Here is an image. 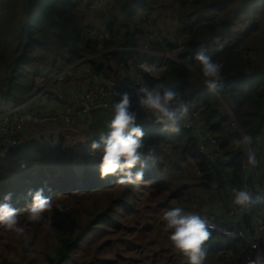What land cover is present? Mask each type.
<instances>
[{"label":"rangeland","instance_id":"1","mask_svg":"<svg viewBox=\"0 0 264 264\" xmlns=\"http://www.w3.org/2000/svg\"><path fill=\"white\" fill-rule=\"evenodd\" d=\"M41 1L3 0L4 13L2 17L0 16V37H3L2 41L5 42L4 46L6 45L7 50L4 54L0 53V115L11 109V106L4 100L2 93L6 79L4 61H8V64L11 63L12 59L20 56L23 50L13 35H2L4 34L2 31L7 28L12 17H16L15 21L20 23L31 17L34 14L36 5ZM117 1L98 0L90 5L87 0L80 4L77 10H72L66 0H51L46 3L47 8L51 5L54 7L52 20H49L47 24L50 27L60 25V32L58 34L48 32L46 35L49 43V53H45L42 48H35L33 57L36 58L37 63L24 66L26 74L32 73V68L37 65L42 71L43 76L38 77L35 82L39 87L35 94L42 93L43 95L52 96L51 91L53 92V89L57 90L62 85H69L73 78L78 75L82 77L81 71L80 74L79 72L76 73L82 66L90 69L89 74L91 76L97 74L98 72L92 69L91 62L97 65H105L117 72L118 76L107 74L109 78L104 75V78L100 75L96 76L97 79L109 86H121V84L139 74V68L131 65L129 70H123L116 63H110L105 59V56L119 51L117 48H107L106 50L103 46L105 41H112L111 34L106 35L104 33L105 26L110 21L109 13L114 12L120 18L116 24L120 22L127 23L117 5ZM148 1L151 5L159 8L156 12L148 11L147 14L140 16L148 15L152 21H156V26L152 29L147 25L148 30L153 33L149 39L152 40L155 37L159 40L167 39L178 45V49L162 54L154 50L148 41H141L138 51L146 58L144 61L157 66L163 64L166 66L168 60L175 61L190 70V83L197 88L201 87L202 84L199 79L200 81L202 79L199 73L189 66L186 61L179 59L184 45V40L178 37L181 27L179 19L184 0ZM215 2L223 3L222 1ZM225 5L227 9H230L231 4ZM258 6L259 4L248 13L242 14L230 30L224 31L221 38L217 37L215 39V43L219 48L237 45L238 53L245 61L250 63L251 68L258 66L260 70H263L264 6L261 3L260 6L262 7L257 10L259 9ZM232 9L229 11L230 17H234ZM252 25L256 26V30L251 33L246 32ZM74 36H79L77 42L68 40V38ZM61 39L68 42V48L61 46V43H63ZM89 39L100 41L99 53L91 54L85 50L84 44ZM73 43L77 44L75 46L77 52L74 60L68 62L71 59V48L74 50ZM55 62L57 64L56 68L52 65ZM163 75L164 73L161 78ZM219 100V108L224 113H228L230 117V121L224 129H226L227 134H235L238 129L236 119L228 105L221 99ZM187 105L189 107L188 121L190 119L194 121V127L189 130L198 139L200 149L204 144L209 150H212L213 148L208 144L212 139L217 141L215 148L219 150L224 139L218 138L216 134L209 130V122L202 114V107L195 103ZM37 113L41 117L47 114L44 109ZM140 113L145 115L143 112ZM108 116L111 118L110 112L100 111L94 114L92 118L81 121L76 125L59 124L55 132L51 131V127H48V125L38 126L46 129L44 138L48 143L50 140L53 145L57 140L56 135L61 136L64 128L71 131L68 139H65V143H62L64 148L67 146L66 144H70L68 146L70 148H66L67 157L63 159L56 158L53 161L55 164L49 163L51 168L55 169L54 173L49 172L50 182L52 185L54 183L56 186L65 187L67 190L57 191L56 197L52 198V210L45 212L43 214L44 218L39 222L27 220L28 206L25 210L18 211L20 224L26 230V237H18L15 233L0 228V264H48L47 255L55 256L61 238H77L81 241L73 253L76 264L83 262H91L92 264H186V257L173 248L169 240L170 231L163 226L164 222L161 217L165 210L181 207L185 212L198 213L203 217L218 221L219 224L227 225V223L222 222L230 219L228 210L230 199L227 197L226 192H214V187L212 191L206 190L202 181L204 175L199 170L196 162L190 158H183L181 153L175 151L171 146H162L155 150L144 145L142 151L146 168L144 180L141 181L139 187L123 188L114 185V187L107 190L95 188L91 194L85 191L88 185L84 189L77 190V187L82 185L75 186V183L82 181L83 174L85 178L86 161L88 160L96 168L99 166L100 156L99 154L90 155L89 146L92 136L96 137L105 132L103 128L106 124H100L99 122L100 119L108 120ZM138 116L140 117L138 120L144 121L140 114ZM83 127L89 129L88 134H86L87 132L84 133ZM195 129L207 138L205 143L200 142L201 138ZM44 147L49 151L51 150L46 145ZM250 147L257 159L255 147ZM238 151L247 161L245 148L238 139L229 143L222 155L227 158L231 152ZM23 158L20 160L21 155L12 156L0 153V178L10 181L18 173L17 169L18 171L24 170L25 167L22 168V165L31 164L34 161L33 158L27 160ZM210 165L213 166L212 163ZM60 166L63 167L66 177H61L60 171L62 168ZM77 167H81L80 172H78ZM252 168L253 176L248 180L251 184H259L264 192V186L261 184L264 171L259 167L258 160L257 165ZM59 192L62 193L59 194ZM165 206H168V208ZM243 211H241L242 215ZM261 213L264 217V210ZM96 217L100 218L97 219ZM91 223L93 226L89 228L92 230L84 233V229ZM262 223L264 225V219ZM262 247H264V242ZM237 248L242 253L246 250V243L245 245L238 244ZM238 257L233 255L232 250H225L215 258H206L204 264H234Z\"/></svg>","mask_w":264,"mask_h":264},{"label":"trees","instance_id":"2","mask_svg":"<svg viewBox=\"0 0 264 264\" xmlns=\"http://www.w3.org/2000/svg\"><path fill=\"white\" fill-rule=\"evenodd\" d=\"M48 1L51 0H42L37 4L34 9V14L23 23L15 21L16 17H12L7 28L2 31L4 33L2 35H13L23 49L22 54L13 58L11 63L8 64V61H4L6 66L4 70L6 79L5 88L2 93L6 103L11 106L10 110L20 106L24 103L26 98L39 89L35 82L38 77L43 76L42 71H40L37 65L32 68V73L26 74L27 72L24 71V66L29 64L35 65L37 63L36 58L33 57L35 48H42L45 53H49V43L47 42L46 35L48 32L54 34L60 32V25L50 27L47 24L49 20H52V10L54 8L52 5L48 8L46 7ZM66 1L72 10H77L79 5L87 0ZM88 1L87 3L91 5V3L98 0ZM215 1H222L223 3L219 4V2ZM261 3H263L264 6V0H184L182 3V13L179 19L181 27L178 32V37L184 40V45L179 59L186 61L189 66L193 67L196 72L199 73L200 66L193 57L196 50L201 45L205 46L208 55L223 66V81L218 94L213 95L209 93L203 81H200V79L199 82L202 86L199 88L193 86L189 81L191 76L190 70L172 60L167 61V70L161 79L153 80L149 76L144 77L147 85L161 87V90L162 87L177 89L180 91L181 98L185 103H195L203 108L201 111L209 122V130L213 134H216L218 138L224 139L219 148L221 162L226 165L231 177V182L235 187L241 186L244 181L243 169L245 167L246 158L239 151L231 152L227 157L230 158L228 161L226 157H223L222 152L227 148L229 143L235 139L240 140L242 133L252 137L253 142L251 146L253 147L257 145L260 138L264 139V67L263 70H260L258 66L251 68L250 63L245 61L241 54L238 53L237 45L219 48L215 43V39L217 37L221 38L224 31L230 30L242 14L248 13L257 4H259L257 7L259 9L257 10H260L262 7L260 6ZM3 4V0H0L1 17L4 13ZM225 4H231L230 9H227ZM117 5L123 13L127 23L120 22L116 24L120 18L114 14V12L109 13L110 21L107 22L104 33L106 35L110 33L112 41H105L103 46L106 50L107 48H117L119 51L105 56L107 61L116 63L118 66L122 67L123 70H129L131 65L138 68L140 62L146 59L138 51L141 41H148L154 50L162 54L173 52L178 49V45L167 39L159 40L156 37L152 40L149 39L153 33L148 30L147 25L152 29L156 26V21H152L148 15L143 17L140 16L147 14L148 11L156 12L159 10L158 7L151 5L148 0H118ZM231 8H233L234 17H230L229 11ZM255 30L256 26L252 25L246 32L251 33ZM2 39L3 37H0V53L4 54L7 48L6 45L4 46L5 42L2 41ZM61 40H63L61 46L63 48H68V42L64 41V39ZM68 40L77 42L79 36L68 38ZM99 42L98 39H89L84 44V48L91 54H97L99 53V46L101 45ZM75 46H77V44L73 43L74 50L71 48V59H69L68 62H71L75 58L77 52ZM52 65L55 68L57 67L56 62ZM90 65L98 74L104 75L107 78H109L107 74L118 76L116 71L105 65H97L94 62H91ZM31 77L32 79H30ZM219 99L228 105L236 119L238 129L235 134H227L226 129H224L226 124L230 121V117L228 113H224L221 108H219ZM139 124L144 129V145L154 148L155 150L162 146H171L175 151L180 152L183 158L186 157L195 161L199 170L204 175L202 180L203 185L206 190L212 191V186L216 183L214 168L210 165L209 159L200 152L198 139L193 136L189 129H181L180 133L173 134L161 131V127L155 124V122L145 124L144 121H141ZM98 137L99 135L91 139H98ZM23 147L24 145H22L19 150L10 152L9 155L26 156L27 152ZM259 160V167L264 171V158L259 157ZM60 167L62 168L60 171L61 177H66L63 167ZM77 170L80 172L81 167H77ZM135 170L136 169H133V171ZM17 172L18 173L15 174L16 176L10 181L0 178V202H3L4 197L11 193V204L19 211L25 210L31 203V198L28 196L29 191L34 192L43 188L44 195L51 199L58 194L50 182L48 175L43 172L39 171L37 174H34L27 169L19 171L17 169ZM85 182L88 185L87 189H85L88 194L94 192L93 190L95 188L107 190L114 187V185L119 186L115 178L109 177L101 179L98 168L89 163L88 160L86 161ZM77 183L78 185H82V181H77ZM261 184L264 186V173ZM165 207L168 208V206ZM262 210H264V192L260 196L256 195L254 197V203L247 209H244L240 220V226L250 227L253 216L261 213ZM130 212H132V210H130ZM96 218L98 219L100 217ZM215 222L219 223L218 221ZM222 222L227 223L226 220ZM92 226V223L88 225L84 229V233L90 232ZM80 242L81 241L77 238H61L55 256L52 257L47 255V263L76 264V258L73 256V253ZM238 244L245 245V241L230 240L213 232L211 238L207 242L208 255L206 258H215L222 252L223 247H226L228 250H232L234 256H239L234 264H245L243 257H240L241 251L237 248ZM81 264L92 263L83 262Z\"/></svg>","mask_w":264,"mask_h":264},{"label":"clouds","instance_id":"3","mask_svg":"<svg viewBox=\"0 0 264 264\" xmlns=\"http://www.w3.org/2000/svg\"><path fill=\"white\" fill-rule=\"evenodd\" d=\"M193 59L200 66L199 76L208 92L218 94L223 81V66L208 55L207 48L203 45L196 50ZM141 67L150 74L158 71L155 65ZM117 95L119 98L111 104V119L106 122L107 131L102 132L98 139L92 140L89 151L90 155L100 156L98 171L101 179L115 178L116 183L123 188L139 187L146 168L142 151L144 129L137 123L138 114L132 109L130 94L125 91ZM136 104L164 132L180 133L189 119L187 103L182 100L180 91L171 87H162L161 90V87H152L147 83L138 86ZM252 142L251 136L241 134L240 143L247 153V162L255 167L257 159L250 147ZM28 196L31 203L27 207V220L39 222L44 218L45 212L52 210L53 200L44 195L43 188L29 191ZM231 199L233 206L244 210L254 203V194L248 189L233 187ZM11 200L12 194L9 193L0 202V228L24 238L25 227L21 226L18 210L12 206ZM161 219L164 228L170 231L169 240L173 248L186 257L187 264H204L208 255L207 242L212 236L215 224L198 213L185 212L181 207L165 210ZM248 264H264V249L250 258Z\"/></svg>","mask_w":264,"mask_h":264},{"label":"built area","instance_id":"4","mask_svg":"<svg viewBox=\"0 0 264 264\" xmlns=\"http://www.w3.org/2000/svg\"><path fill=\"white\" fill-rule=\"evenodd\" d=\"M141 65H155L144 61L139 64V74L135 75L129 81L118 86H109L107 83L96 80L94 81L85 94L81 97L79 105L76 110L71 113L56 112L55 110H50L47 112L46 116L41 117L37 111H27L25 105H20L13 110H9L6 113L0 115V153L9 154L12 151L19 150L24 143V132L29 123H32L36 126L39 125H56L59 124H68L76 125L81 121L92 118L94 114L100 111H108L111 113V104L113 100L118 99V93H123L127 91L132 97V109L141 115L145 124L152 123L149 118L145 115H142L140 112H143L139 109L136 104V91L137 87L146 83L144 77L149 76L153 80H159L161 75L166 72L167 66L160 65L156 66L158 71L155 74L146 73L143 71ZM203 110V108L201 109ZM193 119L187 121L186 125L182 129H191L194 127ZM196 133L198 130L195 129ZM199 134L200 142L203 144L207 138L203 137V134ZM213 149L209 150L204 144L200 149L202 155L206 156L210 163L213 164L216 183L212 186L215 188V191H225L227 197L230 199L229 210V220H227V225H222L216 223L214 220H211L208 217L209 221L215 224V229L213 232H216L219 236L228 238L230 240L238 241L243 240L246 243V250L241 253L245 264H248L250 258H252L257 252L263 249L262 244L264 242V225L262 223L264 217L262 213L254 215L252 218V223L250 227L240 226V220L242 218V213L239 208L233 206L231 199V189L233 186L231 182V177L228 172L226 165L221 162L220 151L215 148L217 146L216 140H210L208 143ZM78 183H75V186ZM86 182L82 176V186H78L77 190L84 189ZM55 189L57 191H66L67 189L60 188L56 185ZM238 189H248L256 195H262L263 191L259 184H251L249 180H244L241 186H237ZM213 189V188H212ZM229 195V196H228Z\"/></svg>","mask_w":264,"mask_h":264},{"label":"crops","instance_id":"5","mask_svg":"<svg viewBox=\"0 0 264 264\" xmlns=\"http://www.w3.org/2000/svg\"><path fill=\"white\" fill-rule=\"evenodd\" d=\"M82 72V77L78 75L77 77L73 78V81L68 84L67 86H60L57 90L53 89V92L51 91L52 96L50 95H43L42 93L35 94L33 93L31 96L26 98L23 105H25V109L28 111H41L44 109L46 112L50 111L51 109H57L55 111L57 112H64V113H71L73 112L79 105V102L81 100V97L85 94V92L88 90V88L91 86V84L99 80L97 79V75L100 74H93L91 76L90 69L85 66H82L80 68L79 72ZM96 73V72H95ZM102 78H104L102 75H100ZM107 80V79H106ZM53 86V84H52ZM21 104V105H22ZM109 117V116H108ZM138 118H140L138 116ZM111 118L109 117L108 120ZM106 120V121H108ZM105 120L100 119V124H106ZM142 120H138L137 123H140ZM49 127V126H48ZM50 130L55 132L57 130L58 126L52 125L50 126ZM84 128V127H83ZM84 133L87 132L89 129L84 128ZM103 130L106 132V126L103 128ZM69 133L71 131H67L64 128L63 134L56 135L57 140H55L54 145L49 140V143L47 140H45L44 136H46V129H42L32 123H29L25 129L24 132V147L25 151L27 152V155H21V159H31L33 158V163L25 164V169L29 170L30 172H33L34 174H37L39 171L43 172L44 174L48 175L50 177V173H54L55 169H52L49 163H54L53 161L58 159L66 158V148L70 144H66L67 146L64 148L62 143H65V139H68ZM94 136H92L93 138ZM89 138V137H88ZM45 140V141H44ZM69 142V141H68ZM48 143V144H47ZM44 145L46 147L50 148L51 150L45 149ZM70 148V147H68ZM72 149V148H71ZM257 152V160L260 162V158H264V139L260 138L258 140L257 145L254 148ZM263 150V151H262ZM228 161L230 158H226ZM37 160V161H36ZM55 164V163H54ZM54 175V174H53ZM55 176V175H54ZM253 176V168L248 164L246 161L245 167L243 169V179L247 180ZM225 250H228L226 247H223L222 252H225ZM229 251V250H228Z\"/></svg>","mask_w":264,"mask_h":264},{"label":"water","instance_id":"6","mask_svg":"<svg viewBox=\"0 0 264 264\" xmlns=\"http://www.w3.org/2000/svg\"><path fill=\"white\" fill-rule=\"evenodd\" d=\"M78 178V177H77ZM77 180H79V179H77ZM81 180H82V178H81ZM54 184V183H53ZM55 185V184H54ZM65 193H67V192H65Z\"/></svg>","mask_w":264,"mask_h":264},{"label":"bare ground","instance_id":"7","mask_svg":"<svg viewBox=\"0 0 264 264\" xmlns=\"http://www.w3.org/2000/svg\"><path fill=\"white\" fill-rule=\"evenodd\" d=\"M48 126H52V125H48Z\"/></svg>","mask_w":264,"mask_h":264}]
</instances>
